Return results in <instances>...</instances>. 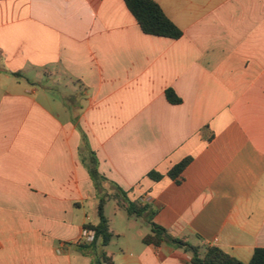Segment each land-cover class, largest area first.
Masks as SVG:
<instances>
[{
	"label": "crops",
	"instance_id": "0c3cea01",
	"mask_svg": "<svg viewBox=\"0 0 264 264\" xmlns=\"http://www.w3.org/2000/svg\"><path fill=\"white\" fill-rule=\"evenodd\" d=\"M154 1L181 38L144 34L124 0H0V264L92 263L91 152L107 192L151 206L130 217L149 233L152 218L244 262L264 248V0ZM186 158L177 183L167 173ZM149 233L105 251L190 264Z\"/></svg>",
	"mask_w": 264,
	"mask_h": 264
},
{
	"label": "trees",
	"instance_id": "16d2710c",
	"mask_svg": "<svg viewBox=\"0 0 264 264\" xmlns=\"http://www.w3.org/2000/svg\"><path fill=\"white\" fill-rule=\"evenodd\" d=\"M124 2L144 34L174 40L182 37L181 29L167 17L161 6L154 0H124ZM15 75L19 76V74ZM165 96L171 104L181 103V98L177 96L173 89H168ZM190 162L191 158L182 160L173 166L167 176L179 183L178 178ZM85 165L99 199L97 207L99 221L95 225L88 224L85 226V228L95 231V238L91 243L81 244L80 248L84 253L93 254L91 264H115L113 257L105 251L114 236L110 229L109 220L104 214V206L109 196L104 184L111 182L99 172L98 161L93 152L85 161ZM147 177L154 181H160L164 176L156 170H152L147 174ZM112 185L115 188L113 195L118 199L120 207L126 210L129 217L141 218L145 214H150L151 217L154 216L155 212L150 205L128 200L127 193L124 190L114 184ZM149 224L151 233L142 238L145 245L159 247L162 244L169 243L189 254L191 256L190 264H264V248L254 249L250 259L244 262L218 247L202 248L192 245L183 238L174 237L164 227L157 225L152 218L149 220Z\"/></svg>",
	"mask_w": 264,
	"mask_h": 264
},
{
	"label": "rangeland",
	"instance_id": "374dc122",
	"mask_svg": "<svg viewBox=\"0 0 264 264\" xmlns=\"http://www.w3.org/2000/svg\"><path fill=\"white\" fill-rule=\"evenodd\" d=\"M63 84V83H62ZM113 190V189H112ZM94 220L97 218V212L94 210L92 212ZM104 214L108 218L110 226L113 231H123L126 234L124 239H119L116 234H114L111 242L106 247V251L111 253L117 252L120 244L123 243H133L134 241V232L137 229H141L144 233H149V227L143 222H138L129 217L126 210L122 209L119 205L118 199L109 192L105 206ZM86 264H91L89 259H86ZM92 262V260H91Z\"/></svg>",
	"mask_w": 264,
	"mask_h": 264
},
{
	"label": "built area",
	"instance_id": "2783aa9c",
	"mask_svg": "<svg viewBox=\"0 0 264 264\" xmlns=\"http://www.w3.org/2000/svg\"><path fill=\"white\" fill-rule=\"evenodd\" d=\"M81 236L84 243H91L95 238V231L93 229L84 228Z\"/></svg>",
	"mask_w": 264,
	"mask_h": 264
}]
</instances>
